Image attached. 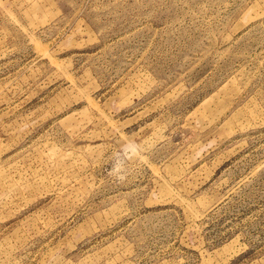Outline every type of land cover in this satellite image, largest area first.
<instances>
[{
    "label": "rangeland",
    "instance_id": "374dc122",
    "mask_svg": "<svg viewBox=\"0 0 264 264\" xmlns=\"http://www.w3.org/2000/svg\"><path fill=\"white\" fill-rule=\"evenodd\" d=\"M0 264H264V0H0Z\"/></svg>",
    "mask_w": 264,
    "mask_h": 264
},
{
    "label": "clouds",
    "instance_id": "9594fccd",
    "mask_svg": "<svg viewBox=\"0 0 264 264\" xmlns=\"http://www.w3.org/2000/svg\"><path fill=\"white\" fill-rule=\"evenodd\" d=\"M116 178L122 180V179H124L125 177H124L123 175H117Z\"/></svg>",
    "mask_w": 264,
    "mask_h": 264
}]
</instances>
